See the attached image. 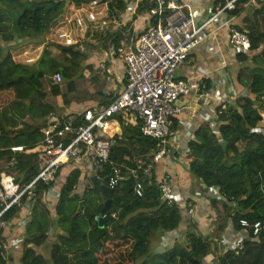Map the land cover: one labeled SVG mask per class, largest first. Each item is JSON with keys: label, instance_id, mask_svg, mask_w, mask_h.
<instances>
[{"label": "trees", "instance_id": "16d2710c", "mask_svg": "<svg viewBox=\"0 0 264 264\" xmlns=\"http://www.w3.org/2000/svg\"><path fill=\"white\" fill-rule=\"evenodd\" d=\"M73 1L81 4L97 0ZM102 2H108L111 13L126 7L124 0ZM247 2L249 0H238L232 13L240 15ZM65 5V0H0V178L4 171L14 173L17 182L23 185L40 172L42 161L38 145L49 115H61L73 101L81 103L94 96L101 97L105 104L112 101V96H105L102 89L92 94L83 84L84 69H93L87 62L90 53L44 40L65 12ZM151 7L152 4L146 2L137 12L146 13ZM245 22L237 27L248 32L253 53H237L242 67L237 81L248 88L252 97L239 98L235 105L222 110L217 130L210 123L201 125L195 138L189 141L185 156L190 174L205 188L219 192V196L210 200L218 214L217 239H207L189 223L191 228L181 242L172 240L170 246L159 251L151 247L156 236L181 232L180 227L188 222V216L180 205L168 206L161 200L156 183L146 185L143 197L135 194L134 177L126 168L149 162L160 147L158 140L144 136L138 126L129 125L123 126L122 135L116 137L105 172L100 174L108 184L107 178L115 167L123 170V179L111 189L112 206L103 219L107 232L99 236L97 221L107 197L93 183L83 187L82 193L77 192L85 177L81 169L69 173L52 209L45 198L55 181H39L24 225L22 264H207L224 241L221 236L230 220L239 232L245 230L240 225L242 218L264 222V128L259 130L258 124L263 118L256 107V102L264 95L263 10H256ZM110 37L104 45L107 49L111 45L119 47L125 38L121 33ZM36 41L45 47L35 63L13 59L12 48ZM2 42L9 43V47ZM51 46L60 51L61 57L54 55ZM245 71L250 74L249 78L243 76ZM57 72L63 77L62 83L53 78ZM81 87L86 90L84 96L80 95ZM58 97L62 98L64 108L57 104ZM239 142L245 143L243 149ZM14 146H24L25 150L14 152ZM221 193L235 196L237 203L224 201ZM80 201H84V209L79 213ZM2 210L0 205V212ZM20 210L12 206L0 216V224L12 222ZM113 213H117V217H113ZM57 229L62 233H51ZM4 231L0 225V264H8L9 259L4 247ZM249 231L246 229L244 248L221 254L218 264H264V232L253 237ZM51 237H56L55 241L50 242ZM37 248H43L50 256Z\"/></svg>", "mask_w": 264, "mask_h": 264}, {"label": "built area", "instance_id": "2783aa9c", "mask_svg": "<svg viewBox=\"0 0 264 264\" xmlns=\"http://www.w3.org/2000/svg\"><path fill=\"white\" fill-rule=\"evenodd\" d=\"M237 1L228 0L211 17L199 23L191 10L186 11L185 0H134L136 11L146 2L152 4L147 14L153 19V23L140 33L133 45L122 43L119 47L112 45L110 49V54L118 53L123 58L126 71L125 87L109 104L88 107L76 114H51L47 117L42 130L43 138L38 145L42 161L38 175L23 185L17 182L14 173H1L0 205L3 210L0 216L12 206H32L37 183H50L53 180L56 182L61 169L66 165L81 169L90 183L92 175L101 177L100 174L105 172L110 160L116 137L122 135L123 126L129 125L138 126L144 136L158 140L160 147L149 162L143 161L135 168H126L134 177L135 194L143 197L146 185L156 183L164 203L168 206L178 204L171 175L166 173L157 179L154 172L155 164L170 152L169 139L174 135L170 125L172 118L181 111L176 102L191 93L190 82L178 77V69L188 55L212 33L210 26L219 19L222 20L221 24L227 27L234 49L238 52L252 50L248 32L237 27L234 16L224 18L226 12L236 9ZM249 2L257 9H262L264 14V0ZM91 25H100L97 11L94 8H75L71 14L62 15L51 27L52 39L49 41L74 46L76 50L86 52L84 40ZM37 60L29 57L25 63L33 64ZM53 78L57 83L63 82L59 72ZM261 100H264V95ZM12 150L22 152L25 149L24 146H14ZM113 172L115 178L107 179L108 184L105 182L111 189L123 179L122 167H115ZM52 192L53 190H49L47 196ZM220 196L232 205L237 203L235 196L226 193H221ZM25 197L27 201H24ZM101 216L104 219L107 214ZM112 216L117 217V213ZM229 223L232 224L231 220ZM240 225L245 230H250L253 237H258L264 232V222L260 220L250 222L242 218ZM243 248L244 239L231 243L227 250L239 251Z\"/></svg>", "mask_w": 264, "mask_h": 264}, {"label": "crops", "instance_id": "0c3cea01", "mask_svg": "<svg viewBox=\"0 0 264 264\" xmlns=\"http://www.w3.org/2000/svg\"><path fill=\"white\" fill-rule=\"evenodd\" d=\"M65 1L63 15L71 14L75 8H85L86 10L84 5H90L82 2L78 4L73 0ZM102 1L97 0L91 4L90 10L94 8L97 11L100 25H91V28L87 29L86 36L87 39L92 37L91 39L96 41L97 45L93 44L91 46H99L103 51L101 66L107 74L106 79L103 80L105 85L103 93L105 96L111 95L110 100H113L126 85L125 64L120 54H110L112 45L108 49L104 45H106L108 39H111L110 35L114 33H121L125 36L122 41L123 44L133 45L140 33L151 22L153 23V19L149 18L147 12L138 13L135 10L134 0H124L126 7L123 10L115 9L112 13L109 10L108 2ZM226 2L224 3V0H185L186 11L191 10L199 23L211 17ZM93 3L95 7H93ZM256 10L259 9L254 4L247 2L244 5V11L240 15H234L228 11L224 18L234 16L236 25H245L246 18L252 17ZM221 21L219 19L210 26L212 33L188 55L185 62L178 69V77L190 82L191 93L181 97L176 102V106L181 109L180 113L172 118L173 130L176 134L169 141V154L156 163L154 169L157 179H160L166 173L171 175L175 200L180 205L183 213L188 216V222L180 227L183 237L192 224L207 239L214 238L216 240V223L218 222V214L212 209L210 200L219 196V192L216 189L205 188L201 182H198L190 174L189 165L185 160L188 143L195 138V132L201 125L210 123L217 130L221 123L219 115L222 110H227L229 106L235 105L239 98L252 97L248 88L237 81V75L242 68L237 60L238 51L231 45L230 33L227 27L221 24ZM102 22L107 24L103 25ZM117 25L120 26L117 27ZM47 34H50V31ZM40 45L39 48L43 50L44 45ZM249 53L253 52L249 51ZM94 58V56L89 58L90 65H92V60L95 62ZM92 66L94 69L95 66ZM243 76L249 78L250 74L245 71ZM112 90H115V93ZM101 101L102 98L99 97L84 104L73 103L64 114H76L88 107L106 105ZM256 103V107L263 118L258 124L260 130L264 128V100H261L260 97L259 102ZM238 145L240 149H243L245 143L239 142ZM66 168L68 169L67 172L57 178L53 189H51L53 192L45 198L51 209L56 206L61 188L69 173L74 169L72 165ZM83 179L81 186L83 185L85 188L90 186V184L87 186V176ZM83 187L82 189H84ZM77 192L81 193L83 190H77ZM29 212L30 207L28 205L23 206L18 217L14 218L12 222L9 224L1 222L0 224L5 230L6 242L4 247L7 257H9L8 264H22L23 241L26 235L24 225L28 221ZM225 231L221 236L224 241L219 244L221 254L228 251L227 249L232 242L243 240L247 236L246 230L239 232L230 223ZM52 232L62 233L59 229L57 231L52 230ZM162 238L165 240L166 236L163 235ZM162 244L164 246L170 243L162 242ZM37 249L38 251L39 249L44 250L43 248ZM207 264H212L211 260Z\"/></svg>", "mask_w": 264, "mask_h": 264}, {"label": "rangeland", "instance_id": "374dc122", "mask_svg": "<svg viewBox=\"0 0 264 264\" xmlns=\"http://www.w3.org/2000/svg\"><path fill=\"white\" fill-rule=\"evenodd\" d=\"M86 4H89V3H86ZM92 5L90 4L89 6H87V5H84V7H86V10H90V7H91ZM51 35V33L50 34H46L45 35V37H44V40L46 39V40H50V39H52L51 37H52V35ZM50 37V38H49ZM92 38V37H91ZM90 37H88V39H87V37L85 38V44H86V52H88V53H90V57L91 56H94L95 58H94V60H95V62H93V60L91 61V63H92V65H94L95 67H94V69H87V68H85L84 69V77H85V82H83V84H84V86L89 90V92L90 93H92V94H95V92L98 90V89H102V91H103V88H104V81L103 80H105L106 78H105V76H107V74L104 72V69L102 68V53H103V51L100 49V47L99 46H91V45H93V44H95V45H97L96 44V41L95 40H93V39H91ZM1 42V41H0ZM1 44H3L5 47H9V43H4V42H2ZM41 43H39V42H32V43H30V44H27V45H24V46H18V47H16V48H12L11 49V53H12V56H13V59L16 61V62H20V63H25V61H26V59L27 58H29V57H32V58H35V59H38V57L40 56V54H41V51H43L44 50V48H43V50H42V48L40 49L39 47L41 46L40 45ZM89 44H91V45H89ZM44 45V44H43ZM44 47H45V45H44ZM50 49H52L53 50V53H54V55H56L57 57H61V54H60V51L56 48V47H54V46H51L50 47ZM93 59V58H92ZM89 61V60H88ZM87 61V62H88ZM89 63V62H88ZM81 90H83V92H82V94H80V95H85L86 94V90H84V87L82 88L81 87ZM114 93H115V90H112ZM97 98H99L98 96H94V98L93 99H97ZM93 99H91V100H93ZM91 100H85V101H82L81 102V104L83 103H86V102H90ZM56 102H57V104L60 106V107H62V108H64V103H63V100H62V98L61 97H58V98H56ZM73 103H77V102H75V101H73L72 102V104ZM80 103V102H79ZM71 104V105H72ZM67 108L68 107H66V108H64L63 109V114L65 113V112H67L66 110H67ZM170 129H171V131L174 133V136H175V132H174V130H173V125L171 124L170 125ZM172 137L173 136H171L170 137V139H169V141H171L172 140ZM242 147V146H241ZM69 165H66V166H64L62 169H61V171H60V173H59V176H58V178L64 173V172H67V168L66 167H68ZM87 180V186L89 185V184H91L90 183V181L88 180V178L86 179ZM82 187H83V185H82ZM82 187L81 188H79L78 187V189L77 190H84V189H82ZM82 193V192H81ZM24 201H27V197H25L24 198ZM47 204H48V202H47ZM49 205V204H48ZM54 215H55V213H54ZM93 224H95V222L93 221ZM191 228V227H190ZM163 236V235H162ZM162 236H156L153 240H152V244H151V247L153 248V249H156L157 251H159V250H164L166 247H168V246H170L171 244H167V245H164L163 246V244H162V242H165V243H172V238H174V240H173V242H175V241H178V242H181L182 240H184L183 238L185 237V235H184V237H183V233H181V232H167V233H165V236H166V239L165 240H163V238H162ZM53 238H55L56 239V237H53ZM55 239H52L51 238V242L52 241H55ZM233 243V242H232ZM39 251H42L41 249H39ZM220 251V252H219ZM42 252H44V254H46V256H50V253H48V252H45L44 250L42 251ZM221 253H222V251L221 250H219V247H217L215 250H214V253H213V256L214 257H212V261H211V263L212 264H218V258L220 257V255H221Z\"/></svg>", "mask_w": 264, "mask_h": 264}, {"label": "water", "instance_id": "95a60500", "mask_svg": "<svg viewBox=\"0 0 264 264\" xmlns=\"http://www.w3.org/2000/svg\"><path fill=\"white\" fill-rule=\"evenodd\" d=\"M172 155H173V150H172ZM109 178H113V179L115 178L114 172L107 179ZM90 180L94 185L98 186L102 190L103 194L107 197L105 205L102 208L100 215L97 217V221H98L99 228H100L99 236L101 237L107 232V228L104 226L103 218L101 215L105 214L108 210L111 209V206H112V200L110 199L111 188L105 183V180H106L105 178H101L97 175H92ZM83 209H84V201H80L78 212L79 213L82 212Z\"/></svg>", "mask_w": 264, "mask_h": 264}]
</instances>
